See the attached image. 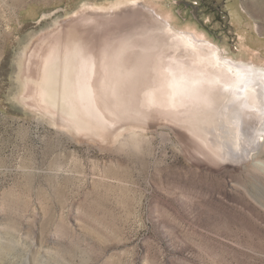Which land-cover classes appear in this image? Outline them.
Masks as SVG:
<instances>
[{
  "label": "rangeland",
  "instance_id": "1",
  "mask_svg": "<svg viewBox=\"0 0 264 264\" xmlns=\"http://www.w3.org/2000/svg\"><path fill=\"white\" fill-rule=\"evenodd\" d=\"M180 32L264 65V0H0V264H264V136Z\"/></svg>",
  "mask_w": 264,
  "mask_h": 264
},
{
  "label": "bare ground",
  "instance_id": "2",
  "mask_svg": "<svg viewBox=\"0 0 264 264\" xmlns=\"http://www.w3.org/2000/svg\"><path fill=\"white\" fill-rule=\"evenodd\" d=\"M139 3H141V2H139ZM147 7L149 8V6H147ZM149 9H150L149 15L151 17V20L153 22L155 21L156 24H158L155 26H157L158 28L159 27L164 28V26L168 27L167 24H164V26L161 25L164 19L158 18L160 16L156 17L157 16L156 12L154 13L153 9H151V8H149ZM171 29H172V27H171ZM135 30H137V29H135ZM135 30H134V32H136ZM158 30H160V28ZM129 35H130V33H129ZM159 35H160V33H159ZM163 36H165V35H163ZM180 36H181L180 37L181 40L179 38L174 37V38H171L170 40L167 39V41L162 40V41H164V43H162L160 45H156V47L158 49H160L159 50V60H160L161 66L164 65V67H167L168 64H169V66L170 65L171 66L176 65V61L178 58L177 54L179 52L189 53V51H191L192 57L190 56L191 59L187 60L189 62L186 64V66L187 65L190 66L189 67L190 69H187L188 71L186 70L183 73V75L188 79H192L194 81V83L196 84V87L201 86V87H199L201 89L206 90V88L210 86V89L220 88V90L224 91L225 99L228 101L227 105H225V107H228L227 108L228 110H225V113L231 112L230 114L235 117L234 118L235 122L240 125L242 130H243L242 126H244V128H245V121L249 122L250 127L252 129L251 130L252 136L250 135L251 140L255 139L257 141V139L260 136L257 138L254 133L259 132V130L262 127H264V115H262L259 110H254V109H257L260 106V104H261L260 94H261V91H264V90L259 89L254 85H248V86L242 85L240 83V78L246 76V73L244 72V70L242 68H239L237 66H239V65H243L245 67L251 66V68L254 71H259V70L264 69V65L258 66L252 61L250 63L233 61V60L229 59L228 57L224 56L222 54V51L217 46L213 45L212 43H201V42H199L197 39L198 37H196L197 35L194 37H190L187 35L183 36L181 33ZM122 37L123 36H121V38ZM158 37H160V36H158ZM137 40H138V38H137ZM139 40L141 41L142 38H140ZM150 40H151V38H150ZM120 41H121V39H120ZM117 42L114 41L113 43H117ZM150 43H151V41H150ZM128 44H130V43H128ZM114 45H112V46H114ZM131 45H132V43H131ZM132 47H133V45H132ZM199 47H204L205 50H203L202 48H199ZM116 49H114V50H116ZM134 49H136V48H134ZM154 49H155V46H154ZM146 50H148V49H146ZM155 52H157V49L155 50ZM116 54H118V53H116ZM129 54H130V52H129ZM117 56H119V54L116 55L115 57H117ZM152 58H155V57L153 56L150 59L153 60ZM146 59H148V58H146ZM110 60H112V59H110ZM148 63L150 66V62H148ZM135 64H136V62H135ZM111 65L109 67H111ZM114 66H115V64H114ZM175 68H176V66H175ZM114 70H116V69H113V71ZM165 71H167V70L165 69ZM113 73H111V76ZM166 73H168V71ZM162 75L164 78L166 76H168V74H162ZM114 79H116V78H114ZM205 85H208V86H205ZM196 87H194V89ZM229 103H230V105H229ZM203 135H205V134H203Z\"/></svg>",
  "mask_w": 264,
  "mask_h": 264
},
{
  "label": "snow or ice",
  "instance_id": "3",
  "mask_svg": "<svg viewBox=\"0 0 264 264\" xmlns=\"http://www.w3.org/2000/svg\"><path fill=\"white\" fill-rule=\"evenodd\" d=\"M239 68H242L244 72L246 73V76L240 78V83L244 86L248 85H254L259 89L264 90V69L259 70V71H254L251 66L245 67L243 65L237 66ZM260 100L261 104L257 109L254 110H259L262 115H264V91H261L260 94ZM255 136L258 138L261 135H264V127H262L259 132L254 133ZM248 143H256V140H249L247 141Z\"/></svg>",
  "mask_w": 264,
  "mask_h": 264
},
{
  "label": "water",
  "instance_id": "4",
  "mask_svg": "<svg viewBox=\"0 0 264 264\" xmlns=\"http://www.w3.org/2000/svg\"><path fill=\"white\" fill-rule=\"evenodd\" d=\"M192 7L193 8H195L193 5H192ZM242 128H243V130L244 131H249L250 132V135L252 136V133H251V127H250V123L249 122H247V121H245V128H244V126H242ZM264 135H261L258 139H257V141H256V143H255V146H256V148L259 146V144H260V140H261V138L263 137ZM255 148V149H256ZM254 149V150H255Z\"/></svg>",
  "mask_w": 264,
  "mask_h": 264
}]
</instances>
